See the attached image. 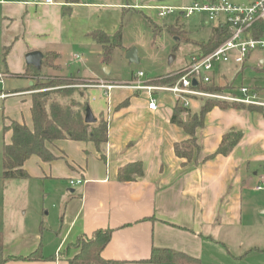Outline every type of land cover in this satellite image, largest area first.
<instances>
[{"label": "crops", "instance_id": "0c3cea01", "mask_svg": "<svg viewBox=\"0 0 264 264\" xmlns=\"http://www.w3.org/2000/svg\"><path fill=\"white\" fill-rule=\"evenodd\" d=\"M138 1L133 8L174 9ZM124 6L119 1L0 0V81H20L19 87L0 91L2 146L10 141L11 132H2L9 119L32 124L33 91L28 88L59 76L86 82L88 107L96 121L107 124L105 142L56 140L49 145L55 158L43 161L32 155L23 165L27 178L4 179L22 196L40 194L42 210L47 205L54 216L47 223L36 221L32 231L0 229L1 264H68L79 250L76 243L97 230L111 231L101 257L124 264H154L144 261L152 248L183 253L200 264H264V174L258 169L264 163V124L259 123L264 113L212 107L195 129L197 149L183 163L174 145L188 134L170 121L178 102L171 92L151 91L157 106L150 110L147 90L107 91L92 86L93 78L80 70H68L73 63L86 66L97 43L88 33L102 27L97 25L98 12L99 17L117 15ZM30 51L42 54L41 63L46 53L57 54L55 67L44 64L42 71L28 64ZM110 74L108 67L95 82H121ZM162 77L144 75L141 80L162 86L155 82ZM198 102L191 100V113L198 111ZM229 132L240 135L236 144L226 154L210 156ZM136 163L141 174L118 180L120 168ZM78 179L81 184H70ZM35 252L41 258L24 259Z\"/></svg>", "mask_w": 264, "mask_h": 264}, {"label": "trees", "instance_id": "16d2710c", "mask_svg": "<svg viewBox=\"0 0 264 264\" xmlns=\"http://www.w3.org/2000/svg\"><path fill=\"white\" fill-rule=\"evenodd\" d=\"M76 2L77 0H71ZM215 0H209L213 2ZM175 29H179L176 27ZM180 31V30H178ZM181 32V31H180ZM228 35L227 26L218 24L212 27V33L207 41L196 42L197 48L203 52H208L218 45ZM102 49V61L108 63L112 50L120 44V27L112 34H108L101 29L92 30L88 33ZM177 46H174L176 50ZM57 54L46 53L40 67L53 65ZM35 67V66H33ZM40 67L38 68L40 70ZM178 78L177 73L168 74L159 79L157 83L172 85ZM80 81L59 76L56 78L38 81L28 89L31 93V126L9 119L2 127V132H11L10 141L2 146V178L3 179H23L28 177L23 165L32 155L39 157L43 161L55 158L49 145L59 139L92 141L95 144L105 142L107 139V124L102 119L94 123L84 121L85 110L88 103L85 90L79 89L77 84ZM198 89L209 92H222L233 88L232 84L223 86L217 85L214 81L199 84ZM193 100L200 102L197 112L191 113L189 107L183 106L179 101L173 108L170 121L182 127L188 134V138L174 145V152L184 159L183 163L189 161L197 149L195 129L202 125L204 115L214 106L246 108L250 111L262 110L263 108L254 105H245L236 102H225L211 98L194 97ZM240 135L229 132L222 138L218 149L211 154H226L236 144ZM209 157V156H208ZM139 163L131 164L118 170L117 178L120 181H128L134 178L133 174H141ZM110 230H97L92 236L80 239L79 250L71 258L68 264H124L123 261L105 260L100 253L110 238ZM77 242V244H78ZM0 235V250H1ZM41 258L36 252L24 257V259ZM2 260H0V264ZM154 264H200L197 258L183 253L173 252L167 249L152 248L150 256L144 260Z\"/></svg>", "mask_w": 264, "mask_h": 264}, {"label": "rangeland", "instance_id": "374dc122", "mask_svg": "<svg viewBox=\"0 0 264 264\" xmlns=\"http://www.w3.org/2000/svg\"><path fill=\"white\" fill-rule=\"evenodd\" d=\"M90 2L114 3L119 1L124 3V9H118L119 13L105 14L99 17L97 22L99 27L107 33H113L120 27V44L112 50L111 58L108 64H103L102 49L99 44L94 43L91 54L88 56L86 66L78 63L70 65L68 70H80L81 74L93 78L91 84L96 83L103 77L104 66L111 69L110 77L118 79L121 82L126 81L134 72L142 71L145 77L155 78L157 76L176 73L182 68L192 51L197 48L196 42L207 41L212 33V23L208 22V13L204 11H194L193 14L186 16L181 9L192 6L194 3L199 5L207 4L209 0H141V4H157L174 7L172 13L159 16V9L133 8L134 0H88ZM234 4L249 3L252 0H227ZM167 8V7H165ZM100 10H104L103 8ZM112 10V9H110ZM183 12L182 14H180ZM207 22V23H206ZM178 27L179 29H175ZM180 30V31H178ZM174 46H177L174 50ZM134 48L138 62H130L126 58V53ZM175 55L174 60L168 63L169 56ZM258 56L264 59V49L254 51L243 67L227 64L221 67L224 73L223 79L215 81L225 84L231 83L233 86L239 84L250 85L254 81L262 83L264 81V70L258 69L255 58ZM42 67V71H43ZM226 79V81H225ZM221 80V81H220ZM156 80L155 82H157ZM23 82V81H21ZM86 82L80 81L78 88L83 89ZM88 83V82H87ZM20 81L12 78H1L0 91L8 90L11 87H19ZM0 99V108H1ZM200 106V102H198ZM197 109V108H195ZM264 113L262 110H255ZM1 112H0V229H12L15 234L20 231H32L37 223L52 221L54 213L49 206H44L42 210V201L40 194L23 195L14 192L8 187L2 174V135H1ZM259 123L264 124V117ZM258 168L264 174V163ZM11 184V183H10ZM46 209H49V215H45ZM37 221V223H36ZM79 242L76 243L79 248Z\"/></svg>", "mask_w": 264, "mask_h": 264}, {"label": "built area", "instance_id": "2783aa9c", "mask_svg": "<svg viewBox=\"0 0 264 264\" xmlns=\"http://www.w3.org/2000/svg\"><path fill=\"white\" fill-rule=\"evenodd\" d=\"M54 0H44L46 4H52ZM159 16L171 13L173 8H158ZM186 16L194 11H204L208 13V22L213 27L218 24L227 26L228 35L218 45L208 52H203L196 48L189 55L186 64L176 73L177 80L172 85L154 86L142 81L144 77L142 71L134 74V79L129 82H96L92 86H100L107 91L112 88H131L137 90H147L150 94L148 108L156 109V98L151 91L162 90L171 92L177 101L188 107L194 97L211 98L225 102H236L245 105L259 106L264 109V81L262 83H252L250 85L239 84L222 92H209L198 89L199 84L210 83L216 78H221L219 71L227 64L242 67L251 54L264 49V0H252L249 3L234 4L227 0H215L207 4L181 8ZM183 13V12H182ZM207 23V22H206ZM76 56V55H75ZM256 66L264 70V59L257 58ZM2 75L0 74V77ZM195 78L197 85H192ZM263 177V176H261ZM82 180L70 181V184H81ZM261 186H256L260 189Z\"/></svg>", "mask_w": 264, "mask_h": 264}, {"label": "water", "instance_id": "95a60500", "mask_svg": "<svg viewBox=\"0 0 264 264\" xmlns=\"http://www.w3.org/2000/svg\"><path fill=\"white\" fill-rule=\"evenodd\" d=\"M157 1H162V0H157ZM26 58V62L28 64H31L37 68L40 67L41 64V59H42V54L39 51H30L26 54L25 56ZM126 58L130 61V62H138V58L136 55V50L134 48L130 49L127 53H126ZM175 58V55L171 54L168 58V63H171ZM104 72L108 73V66H104ZM192 85L196 86L197 82L195 80V78L192 79ZM84 121L86 123H94L96 122V118L93 116L91 110L89 107L86 108L85 110V115H84Z\"/></svg>", "mask_w": 264, "mask_h": 264}]
</instances>
